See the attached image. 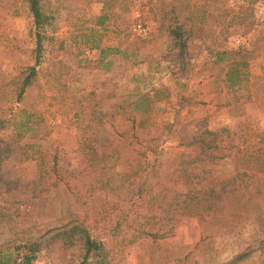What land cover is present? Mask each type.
<instances>
[{
  "label": "rangeland",
  "instance_id": "1",
  "mask_svg": "<svg viewBox=\"0 0 264 264\" xmlns=\"http://www.w3.org/2000/svg\"><path fill=\"white\" fill-rule=\"evenodd\" d=\"M41 1L52 19L35 77L17 98L33 65L34 29L26 0H0V253L23 264L24 241L74 215L103 244L109 264H221L248 247L236 264H264V221L254 210L215 215L205 227L184 217L153 239L135 232L146 220L124 215L130 202L114 195V174L128 168L140 145L168 153L198 125L213 130L240 121L264 134V50L246 67L249 99L234 108L223 105L224 67L208 54L245 44L253 34L212 39L197 32L188 41L189 68L176 76L163 58L167 39L156 29L155 0L116 4L101 27L94 24L101 0ZM254 8L264 16V3ZM135 23L147 32H134ZM106 47L118 51L100 60ZM247 132L242 146L257 140ZM231 171L226 160L214 175ZM30 181L34 192L17 188ZM79 254L77 246L59 251L54 245L30 264H77Z\"/></svg>",
  "mask_w": 264,
  "mask_h": 264
},
{
  "label": "trees",
  "instance_id": "2",
  "mask_svg": "<svg viewBox=\"0 0 264 264\" xmlns=\"http://www.w3.org/2000/svg\"><path fill=\"white\" fill-rule=\"evenodd\" d=\"M127 0H101V13L94 24L103 26L114 6ZM264 0H199L198 3L183 2L174 5L166 0H155L153 18L156 29L166 32L167 49L164 61L170 63L171 75L182 76L189 68L188 41L197 32H206L212 39L238 33L253 37L235 48L208 49L213 63L224 67L225 100L223 105H241L249 99L245 84L248 61L264 50V16H256L255 4ZM32 18L34 47L33 65L29 66L20 81L17 98L36 74V65L42 54L44 29L50 25L52 16L45 12L41 0H26ZM216 29V30H215ZM92 32V31H91ZM128 37V36H127ZM93 48H98L96 42ZM118 47L100 48V60ZM126 56V54H125ZM54 61L52 62V64ZM147 98L148 94H141ZM137 103V102H136ZM251 126L240 121L235 127L220 126L208 129L200 125L180 149L166 153L158 146H142L128 168L115 173L118 181L115 197L130 202L124 215L140 216L146 220L136 226L135 232L153 239L184 217H194L204 227L206 219L228 211L254 210L256 217L264 221V134L252 133ZM248 131V132H247ZM257 138L253 145L242 146L245 134ZM132 137V136H130ZM229 161L232 171L215 176L220 162ZM18 189L34 192L33 182L18 184ZM41 188L39 192H43ZM125 193V194H123ZM202 226V227H203ZM54 245L59 251L77 246L80 250L77 264H109L103 244L93 238L83 222L74 215L56 226L45 230L33 239L24 241L19 261L30 264L37 253ZM250 247L233 255L221 264H236L246 258ZM0 264H14L7 255L0 253Z\"/></svg>",
  "mask_w": 264,
  "mask_h": 264
},
{
  "label": "built area",
  "instance_id": "3",
  "mask_svg": "<svg viewBox=\"0 0 264 264\" xmlns=\"http://www.w3.org/2000/svg\"><path fill=\"white\" fill-rule=\"evenodd\" d=\"M132 30L137 34H145L148 30V27L142 23H135L132 26Z\"/></svg>",
  "mask_w": 264,
  "mask_h": 264
}]
</instances>
